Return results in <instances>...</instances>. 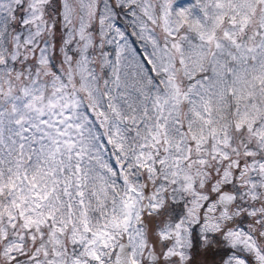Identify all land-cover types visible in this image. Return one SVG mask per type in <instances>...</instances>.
<instances>
[{
  "label": "snow or ice",
  "instance_id": "obj_1",
  "mask_svg": "<svg viewBox=\"0 0 264 264\" xmlns=\"http://www.w3.org/2000/svg\"><path fill=\"white\" fill-rule=\"evenodd\" d=\"M0 264H264V0H0Z\"/></svg>",
  "mask_w": 264,
  "mask_h": 264
}]
</instances>
